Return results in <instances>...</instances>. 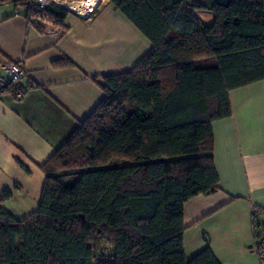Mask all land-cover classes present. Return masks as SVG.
I'll list each match as a JSON object with an SVG mask.
<instances>
[{"label": "trees", "instance_id": "trees-1", "mask_svg": "<svg viewBox=\"0 0 264 264\" xmlns=\"http://www.w3.org/2000/svg\"><path fill=\"white\" fill-rule=\"evenodd\" d=\"M11 2L28 21L40 12ZM108 2L151 48L93 78L103 97L41 165L35 211L0 208V264H220L209 247L186 258L183 205L218 189L213 123L231 115L229 91L264 80V0ZM67 12L45 15L64 30Z\"/></svg>", "mask_w": 264, "mask_h": 264}, {"label": "crops", "instance_id": "crops-1", "mask_svg": "<svg viewBox=\"0 0 264 264\" xmlns=\"http://www.w3.org/2000/svg\"><path fill=\"white\" fill-rule=\"evenodd\" d=\"M88 1V17L68 11L65 29L47 32L31 25L24 8L0 0V62L19 63L26 72L20 99L0 95V193L10 192L0 208L17 219L37 208L41 165L102 99L93 78L131 68L151 48L108 0ZM196 13L211 22L210 12ZM228 95L231 115L213 123L218 189L184 203V254L189 259L209 247L220 264H264L251 249L252 210L264 207V80Z\"/></svg>", "mask_w": 264, "mask_h": 264}, {"label": "built area", "instance_id": "built-area-1", "mask_svg": "<svg viewBox=\"0 0 264 264\" xmlns=\"http://www.w3.org/2000/svg\"><path fill=\"white\" fill-rule=\"evenodd\" d=\"M87 1L88 0L83 2L74 0H29L30 5L39 9L41 12H39L37 16H32L30 23L33 27L39 25L41 30L50 32V27L54 26V24L49 21L45 15L47 7L56 4L80 17H88L92 12L93 7H91V2L87 3ZM24 78H26V72L19 63L11 61L0 62V95L10 92L9 90L12 86L19 85L20 81ZM30 85L31 84L29 83L28 86ZM20 87V89L12 93L16 99L22 97L24 89L26 88L22 86ZM252 211L254 241L251 245V249L258 255L260 261L264 262V231H261V228L257 223V217L259 215L264 216V207L255 206Z\"/></svg>", "mask_w": 264, "mask_h": 264}, {"label": "bare ground", "instance_id": "bare-ground-1", "mask_svg": "<svg viewBox=\"0 0 264 264\" xmlns=\"http://www.w3.org/2000/svg\"><path fill=\"white\" fill-rule=\"evenodd\" d=\"M89 2V1H88ZM91 4V3H90ZM79 9V8H78Z\"/></svg>", "mask_w": 264, "mask_h": 264}]
</instances>
